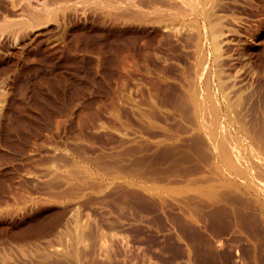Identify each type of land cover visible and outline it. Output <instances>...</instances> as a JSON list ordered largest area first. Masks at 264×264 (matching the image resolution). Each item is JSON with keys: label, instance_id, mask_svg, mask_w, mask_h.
I'll return each instance as SVG.
<instances>
[{"label": "rangeland", "instance_id": "rangeland-1", "mask_svg": "<svg viewBox=\"0 0 264 264\" xmlns=\"http://www.w3.org/2000/svg\"><path fill=\"white\" fill-rule=\"evenodd\" d=\"M221 1L225 48L264 53V0ZM135 9L0 0L7 74L22 71L0 94V264H264V164L240 187L189 121L139 123Z\"/></svg>", "mask_w": 264, "mask_h": 264}, {"label": "bare ground", "instance_id": "bare-ground-1", "mask_svg": "<svg viewBox=\"0 0 264 264\" xmlns=\"http://www.w3.org/2000/svg\"><path fill=\"white\" fill-rule=\"evenodd\" d=\"M144 5V0H136L139 123L145 117L151 126L153 115L166 122L189 121L191 137L208 141L219 155L213 163L230 167L235 185L254 188L256 173L248 178L241 169L264 164V53L255 51L261 41L249 37L233 51L225 48L217 6L228 9L226 1L150 0L148 7ZM4 42H0V94L8 96L22 71L14 77L7 74L5 65L12 58L2 52ZM244 60L253 69H236ZM143 69L149 84L146 95L140 81ZM241 151H247L243 160L235 158Z\"/></svg>", "mask_w": 264, "mask_h": 264}]
</instances>
